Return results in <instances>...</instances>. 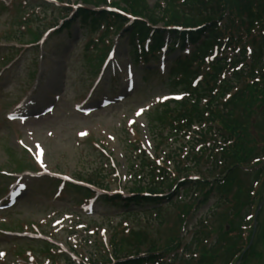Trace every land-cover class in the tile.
<instances>
[{
    "label": "rangeland",
    "instance_id": "1",
    "mask_svg": "<svg viewBox=\"0 0 264 264\" xmlns=\"http://www.w3.org/2000/svg\"><path fill=\"white\" fill-rule=\"evenodd\" d=\"M73 1L70 0L71 3ZM65 3L64 0L63 6ZM147 3L152 5L154 0H147ZM40 12H42L40 16L43 15L48 20L57 18L58 11H52L50 7L45 12L38 8L32 10L28 6L26 9L23 6L20 8L14 6L7 10L0 8V198L8 190V185L11 186L13 182L11 178L8 179L3 175L4 173L21 174L28 170H37L22 152L25 147L37 161H41L46 166L45 172L53 177H66L73 180L72 177H77L80 174L87 180V178H93L102 164V174H106L105 170L108 169L107 173L112 174V176L109 175L110 178L112 177L114 180L117 176L122 178L120 185L116 181H108L110 193L126 194V188H130L132 182L131 173L127 175L125 170L128 159L132 161L133 158H137L135 163L138 164L142 154L148 159L153 157L146 151H152V147L156 144L155 134L159 132L151 130L149 123L159 103L162 102V97L171 93V84H166L164 74L166 68L169 67L167 61H170L173 56L167 58L166 65L164 59L153 63L151 68L153 71L146 73L140 70L139 65L131 66L129 58L125 55V50L128 49L126 37H123L121 44H119L118 36L103 39L102 44L94 50L92 44L88 42L97 39L99 34L86 33L84 28L79 30L76 24L72 25L70 29L62 31L60 35L49 37L44 43V52L36 44L17 46L13 42H10V45L4 42L3 37L10 35L13 30L25 35V40L29 39L28 29L31 33L44 32L50 26H45L47 24L45 22L37 23L36 15ZM106 45L107 50L117 46V55L114 60L110 61V66L99 87L92 93V99L90 101L83 100L86 98L87 92L90 93L99 71L100 63L96 60L99 51L96 50L101 48L104 51ZM7 46L12 49L2 50ZM10 54L11 56H8ZM41 55H43V59H41ZM4 57L5 59L2 60ZM5 64L10 65L4 67ZM163 65L165 72H162L161 66ZM113 74L120 77L118 90L108 93L107 83ZM129 81L132 85L131 88H127ZM24 98L39 103L34 108L37 115H21L24 112V105L15 106V104ZM105 98L110 99V102L101 106ZM83 104L88 105L86 108L91 109L85 110ZM48 105H51L50 109L40 114ZM13 114L18 116L15 117ZM8 115H12V118L8 119ZM81 133L84 135L78 136ZM177 146L178 144L169 143L167 148L164 147V144L161 148L166 153L167 149H174ZM200 147L201 145L197 144L195 149ZM18 163L22 164L24 168L15 170ZM114 164L119 165L115 169L118 173L112 169ZM134 172L141 173L138 167ZM253 178L252 175L241 174L238 182L242 194H240L238 203L231 201L220 205L217 210L219 215L233 216V218H229L230 229L236 233L234 237H226L222 233L212 234L210 228L217 229L219 224L216 225L214 220L213 222L207 220V242L209 243L210 239L214 241L218 237L215 247L217 250L214 249V251H219V253L213 260V264H227L233 254V250H230L229 247L244 244L248 239L246 231L243 232V237L241 236L244 227L248 229L253 226L252 221L248 222L246 216L255 213L260 197L264 196L262 188L264 178H260L256 186ZM23 179L25 184L13 185L21 190L22 199L10 210L0 212V221H6L3 224L5 226H14L19 223L20 229L22 226L27 229L31 224H36L39 230L44 231L47 236L55 237L58 245L62 244L63 239H69L67 238V229L69 231L71 226L75 227L74 221L79 220V213L83 212L82 209L73 210L71 202L75 204L82 196L79 193L77 196L72 189L66 187L59 196H53L55 183L47 179L40 180L28 176ZM249 191L251 192L249 193ZM215 194L213 193L207 203L200 207L190 225L195 224L196 219L208 211L213 201L216 200ZM252 200L254 203L250 204ZM92 202L95 203L93 210L96 212L86 218L82 217V222L90 224L95 222L107 226L104 217H107V220L112 217L113 226L114 224L121 225L119 223L122 218L121 213H123L121 207L108 208L98 199H94ZM59 212L69 214L71 220H65V216H59ZM53 213H57V215L52 217ZM173 214L172 209L169 213L167 212L166 221L172 222ZM114 215L115 217H113ZM152 219L153 217H148V220ZM54 220L57 223L61 221V223L54 226ZM146 220L147 217H144L138 222H128L130 225L127 227L140 229L144 232L147 229L148 231L152 230L148 228ZM152 226L158 227L156 222H153ZM258 226L262 229L255 237V251L243 264H264V208L258 219ZM109 227L111 229V225ZM168 230L166 227L161 229L162 239ZM190 235L191 233H187L185 239L188 240ZM70 237H73L72 243L76 245L79 252L86 256L89 251L93 252L94 246L88 247V244H83L80 235ZM16 238L0 233V252L5 254L3 260L0 258V264L21 263V256H16L17 245H26L27 242L16 243ZM10 240L16 241L13 243ZM98 250L101 251L100 248ZM35 259L38 260V264H50L45 261L47 259L41 253L36 254ZM232 262H235V258L232 259Z\"/></svg>",
    "mask_w": 264,
    "mask_h": 264
},
{
    "label": "trees",
    "instance_id": "2",
    "mask_svg": "<svg viewBox=\"0 0 264 264\" xmlns=\"http://www.w3.org/2000/svg\"><path fill=\"white\" fill-rule=\"evenodd\" d=\"M76 1L97 9L109 4L136 18V21L127 26L129 20L126 17L105 10L90 9L78 10L77 16L73 18H79L84 27L90 21L89 29L92 31L103 28L105 33L113 30L118 34L124 30V36L130 41L128 54L136 61H139V57H144V62H147L148 55L154 57L163 44L166 31L155 29L159 24L164 29L179 27L188 30L182 33L169 32L170 51L175 43L181 45L180 49L185 45L192 47L187 56H180L174 61L170 72L171 76L179 75L182 78L181 89L188 95L180 102L172 105L168 103L156 111L153 128L166 130L165 138L172 139L173 143L183 141L184 137L191 138L187 141L190 150L184 158L186 162L192 161L193 166H186L183 160H179L177 151L181 152L182 144L165 156L172 161L173 173L168 167L157 172L153 163L141 160V173L138 172L132 179V196H104L101 200L109 207L147 206L152 211L134 213L126 210L122 213L119 222L121 225L118 226H113V221L109 220L106 226L109 251L100 238L97 239L99 232L93 226L91 231H94L96 240L92 245L95 251L90 253L89 262L213 264L219 253L214 251L217 250L215 247L218 237L207 242L205 218L194 226L193 236L186 244L182 243L181 234L197 208L213 193L219 196L214 208L227 203L229 195L232 196L233 203L237 204L242 194L238 182L241 174L252 175L255 182L264 178V160H261L264 157V0H155L152 7L147 0H112L110 3L107 0ZM67 17L68 15H64L63 19ZM69 24L70 22H65L64 26L68 27ZM196 29L198 30L193 31ZM150 33L153 34L150 51L147 53L142 45ZM12 39L20 41L22 36L17 33ZM247 46L251 48L249 55ZM222 47H239V52L231 58L220 56ZM215 48L220 54L215 56L207 71L203 72L202 81L196 87H190V81L199 74L204 59L211 56ZM193 127L197 130H193ZM192 130L197 136H187ZM159 136L157 140L160 142L165 139ZM200 142L203 147L195 153L193 145ZM207 143H210L208 147ZM175 157L179 161H174ZM201 160H204L203 166L208 165L204 168V173L199 168ZM254 160L257 162L254 163ZM192 170L200 175L198 180H189ZM93 177L97 180L89 178L86 182L102 188L108 187L105 182L108 175L102 174V168ZM234 187L236 189L233 192ZM262 188L264 189V183ZM262 199L260 197V201ZM162 205L167 206L165 211L175 208L172 222L166 221L163 216L165 211L159 208ZM149 213H156L151 221L148 220ZM144 217H147L146 223L152 230L144 232L127 227L130 225L128 222H138ZM211 217L212 222L214 220L219 226L214 230L210 228V232L230 237L231 230L227 232L224 225L230 226V218L233 216L212 214ZM153 222H156L157 228L152 226ZM163 227L169 229L164 239L160 233ZM260 229L262 228L259 227V231ZM229 248L233 250V254L235 251L242 252L241 264L255 251L253 246L246 249L240 248L238 244ZM141 253L144 257L139 256ZM165 260L168 262H164Z\"/></svg>",
    "mask_w": 264,
    "mask_h": 264
},
{
    "label": "snow or ice",
    "instance_id": "3",
    "mask_svg": "<svg viewBox=\"0 0 264 264\" xmlns=\"http://www.w3.org/2000/svg\"><path fill=\"white\" fill-rule=\"evenodd\" d=\"M83 134V133H82Z\"/></svg>",
    "mask_w": 264,
    "mask_h": 264
}]
</instances>
